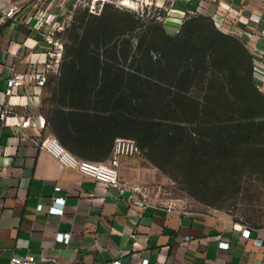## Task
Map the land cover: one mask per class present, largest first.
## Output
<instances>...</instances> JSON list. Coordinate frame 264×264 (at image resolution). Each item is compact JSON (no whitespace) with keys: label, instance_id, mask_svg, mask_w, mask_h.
I'll return each mask as SVG.
<instances>
[{"label":"crops","instance_id":"0c3cea01","mask_svg":"<svg viewBox=\"0 0 264 264\" xmlns=\"http://www.w3.org/2000/svg\"><path fill=\"white\" fill-rule=\"evenodd\" d=\"M62 5L63 0H0V114L5 106L10 108L6 119H0L5 150L0 159V264H8L14 255L28 254L45 258L48 264L115 260L140 264L144 258L149 264H264V227L152 198L147 207H140L120 195L118 188L65 167L38 146L40 140L53 137L78 159L105 162L111 159L118 139H131L141 152L122 159L121 179L143 183L157 177L147 164L149 149L138 140L144 111L150 112L152 120L159 119L154 91L147 96L142 87L104 85L107 80L97 77L88 85L59 84L53 99L48 81L40 85L37 80H27L6 95L7 80L14 72H47L44 61L50 46L44 29L65 13ZM160 5L167 11L163 28L171 37V60L192 55L191 46H185L192 39H176L182 32L213 31L197 35L206 43L216 42L214 48L209 46L215 61L225 67L227 62L237 63L252 81L255 70L262 71L256 67V49L264 51V0H160ZM12 8L15 16L1 20ZM199 15L214 22L186 23ZM182 45L183 50L174 49ZM194 53L206 63L211 57L198 49ZM180 66L173 78L180 85L191 83L192 79L181 81L186 76ZM100 70L95 71L97 76ZM58 196L66 198L64 212L51 214ZM246 227L251 229L248 238L242 235ZM58 232L70 233V241H57ZM220 242L229 247L220 248Z\"/></svg>","mask_w":264,"mask_h":264},{"label":"rangeland","instance_id":"374dc122","mask_svg":"<svg viewBox=\"0 0 264 264\" xmlns=\"http://www.w3.org/2000/svg\"><path fill=\"white\" fill-rule=\"evenodd\" d=\"M142 3L137 8H127L115 0H63L62 6L66 11L57 22H51L47 32L53 43L58 44L49 43L52 55L47 58L51 64L49 68L46 66L51 98L55 97V88L69 72L71 61H78L87 50L93 54V59L100 60L96 65L101 68L97 76L99 81H104L106 77L110 81L117 80L119 86L132 82L134 87H142L147 96L154 91V96L157 95L155 103L159 108L157 115L161 119L166 118L171 123L193 129L195 122L212 125L220 124L219 119H223V123H231L241 118V111L248 109L252 101L241 98V102L237 103L232 93V80L228 77L230 67L215 61L217 57L213 56L209 43L197 34L185 36L190 32L184 31L176 39L192 38V42H189L190 46L193 44L189 58L192 62L198 57L194 53L196 49L211 57L207 58L202 70L193 74L191 83L180 85L179 79L173 78L178 76L177 71L185 58L178 56L171 60L173 45L163 28L167 17L166 7L160 5V0H142ZM187 21L203 24L214 22L201 15L192 16ZM203 33L207 36L213 34L211 31ZM183 48L182 45L174 49L181 51ZM54 53L60 54L58 63ZM150 56L155 62H161L162 68L158 64L151 67ZM129 72L143 80H132ZM214 79L217 86L213 87ZM151 83L158 84L160 88H155ZM256 89L263 106L251 131L253 135L258 132L264 135V85L256 86ZM180 96L181 100L184 97L193 98L202 108L208 106L216 110H210L212 115L209 117L192 119L181 110ZM201 133L193 137L194 143H191V138L178 134L171 139V144L147 151L151 159L147 160V164L157 174V177L141 183L147 188L149 196L161 204L176 202L195 212L229 215L244 225L264 227V153L238 162L235 169L217 178L218 174L210 173L208 168L212 165L220 167L225 162L226 150L232 147L228 141L224 143L216 135L210 137L213 141L206 144L203 140H208L209 134L204 130ZM259 138L264 139V136Z\"/></svg>","mask_w":264,"mask_h":264},{"label":"trees","instance_id":"16d2710c","mask_svg":"<svg viewBox=\"0 0 264 264\" xmlns=\"http://www.w3.org/2000/svg\"><path fill=\"white\" fill-rule=\"evenodd\" d=\"M203 16V15H201ZM191 18V17H190ZM186 23H198V22H188L186 20ZM203 24V23H199ZM190 32L193 36L194 34H205L203 32L205 31H186ZM214 33L213 31H211ZM188 38V37H187ZM215 39H218L216 37H213ZM192 38H188L187 40H191ZM216 42L213 41L212 43H209V46L214 48V44ZM189 43H186L185 46L187 47ZM188 49V48H186ZM191 49L193 50V45H191ZM85 54H81V57L78 61H71V66L69 72L66 73L65 77H63L62 82L60 83L61 86H72L74 83L76 85H88V81H94L97 78V75L95 74V71L98 70V63L99 59H93V54H91L89 51L85 50ZM190 56L185 57L184 63L182 64V69L185 74V78L181 79V81H188L193 79L190 76H193L195 72L198 70H202L204 65L206 64L205 59L203 56H198L195 58V61L192 62L190 59ZM150 63L151 67L152 64H158L160 65L161 62H155L153 61V58L150 56ZM98 64V65H97ZM97 65V66H96ZM227 67H230L231 74H229V79L232 80L231 84L234 88L233 95L236 96L237 103L241 102V98H243V101H252V104L248 107V109H243L241 118H238L236 121L229 123H223V119H219L218 121L220 124H212V125H205L195 122L193 124L194 128L190 129L186 126L180 125L178 123H171V120L161 119V117L158 120H152L148 117V114L150 112L144 111V119L142 121V133L138 136L139 144L141 147H147L149 151H154V149L158 147H162V145L170 143L171 139L175 138L176 135H181L184 137H188L192 139L191 143H194L193 137L202 135V130L206 131L209 134V139L203 140L206 144L207 142L213 141L210 140V137L218 136L220 138V141H223L224 143L226 141L229 142L230 146L232 148H229L226 150L225 154V162L218 166H210L208 169L211 172H215L218 175L217 178L222 177L229 171L235 169L237 167L238 162H242L243 160L247 158H256L258 156H261V154L264 153V139L259 138L260 136H264L261 134V132H258L256 134H252L251 128L256 124L254 121L260 117L259 111L262 109L261 102V95L256 91L257 82L256 80H251L245 77V74L243 73L242 69L239 68L238 64L235 63L230 64L227 62ZM162 68V66L160 65ZM132 76V80L140 79L139 76L129 73ZM96 76V77H94ZM105 77V81H106ZM117 80L110 81L107 80L104 85H110V86H119L117 85ZM215 79L212 80V86L214 87ZM132 85V82L129 83V86ZM152 85L156 86L155 88L158 89L160 86L158 84L152 83ZM153 86V87H154ZM150 96V95H149ZM180 99V103L182 106L183 112L185 114H188L191 116L192 119H199L201 117H209L210 110H216V108H211L208 106H205L202 108L199 103L196 102L193 98H183L181 100V96L178 97ZM131 101V100H129ZM170 106V105H169ZM210 111V112H209ZM248 116H246V115ZM246 116V118H245ZM253 121V122H251ZM259 125V124H258ZM201 130V132H200ZM262 130V128H261ZM229 138V139H228ZM262 146V147H260Z\"/></svg>","mask_w":264,"mask_h":264},{"label":"built area","instance_id":"2783aa9c","mask_svg":"<svg viewBox=\"0 0 264 264\" xmlns=\"http://www.w3.org/2000/svg\"><path fill=\"white\" fill-rule=\"evenodd\" d=\"M119 5L127 8H137L140 5L142 6V0H115ZM65 8H63L64 10ZM16 12L14 8L10 9L7 12H4L1 20H5L6 17H13L15 16ZM49 24H46L44 29V35L47 41L50 44L58 45L53 43L51 36L47 35L49 31ZM49 55H52L51 52H48ZM256 67L262 69L255 70L256 76L255 80L257 82V86L264 85V51L256 49ZM56 55V63L60 61V54L57 53ZM45 65L49 68L51 64L48 63L47 60L44 61ZM27 80H37L38 84L45 85L48 81V77L46 73L38 72L36 74L31 73L28 75H23L18 72H14L13 75L7 80V90L6 95H11L13 90L22 84H24ZM10 113V108L5 106L0 114V119L4 121L7 115ZM38 146L46 150L47 152L51 153L55 158H57L65 167L77 169L82 174L93 178L94 180L98 181L99 183L103 184L106 187L112 186L119 189L120 195L128 196L131 201L137 204L140 207H147L150 204L151 197L148 194L147 188L143 186V184L139 182H131L127 180H122L120 177V167L122 164V159L125 157H131L141 152L138 144L136 141L131 139H118L115 143L113 155L110 160L105 162H96L90 160H81L72 155L69 151H67L56 138L53 137H46L38 142ZM4 147L0 142V159L4 156ZM3 168L0 164V177H2ZM59 190V188H57ZM66 202V198L62 196L55 197L53 200V206L50 208L49 212L51 214H63L64 212V205ZM174 203L170 202L172 206ZM42 204L38 206L39 210H42ZM242 235L244 237H250L251 229L246 227L242 231ZM56 240L62 243H68L71 239L70 233L58 232L55 236ZM220 248H228L229 245L227 242H220ZM47 259L37 258L34 254H28L27 256L21 257L18 255H14L9 260L8 264H48L45 262ZM108 264H121L120 260H115ZM140 264H149V259L144 258Z\"/></svg>","mask_w":264,"mask_h":264}]
</instances>
